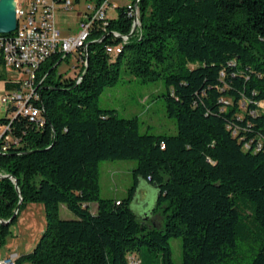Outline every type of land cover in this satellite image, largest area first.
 I'll use <instances>...</instances> for the list:
<instances>
[{"label": "trees", "instance_id": "obj_1", "mask_svg": "<svg viewBox=\"0 0 264 264\" xmlns=\"http://www.w3.org/2000/svg\"><path fill=\"white\" fill-rule=\"evenodd\" d=\"M139 8L136 32L127 6L105 30L94 27L75 52L76 77L57 74L70 54L43 64L44 127L16 119L24 139L0 156V168L19 189L1 179L0 219L22 199L18 214L28 202L44 203L47 225L15 264H130V255L176 264L174 237H182V264H264V0H140ZM108 45L121 51L110 55ZM123 67L143 82L163 79L177 134L141 133L136 117L100 107ZM6 77L0 71L7 90L19 87ZM131 159L128 197L103 198L100 163ZM140 178L158 190L161 227L132 208ZM62 204L76 218H62ZM18 214L0 223V245ZM243 246L248 254L239 258Z\"/></svg>", "mask_w": 264, "mask_h": 264}, {"label": "built area", "instance_id": "obj_2", "mask_svg": "<svg viewBox=\"0 0 264 264\" xmlns=\"http://www.w3.org/2000/svg\"><path fill=\"white\" fill-rule=\"evenodd\" d=\"M88 0L79 12V32L72 36H63L57 23L60 11H75L74 0H17L18 28L11 34H0V71L6 72L7 80L19 84V87L7 90L5 80L0 79V156L21 148L23 136L16 133L17 118L26 117L35 128H42L46 118L37 101L41 98L40 85L46 74L39 76L43 64L57 52L63 57L75 53L87 41L96 25L105 30L110 18L109 12H117L127 6L134 16L131 33L141 27L140 0ZM118 15V12H117ZM113 35L122 36L118 31ZM126 41L129 37L122 36ZM121 46L108 45L107 52L116 56ZM264 107V103L262 104ZM25 134V133H24ZM6 176L0 168V178ZM17 255H9L0 260V264H15ZM130 264H141L130 255Z\"/></svg>", "mask_w": 264, "mask_h": 264}, {"label": "rangeland", "instance_id": "obj_3", "mask_svg": "<svg viewBox=\"0 0 264 264\" xmlns=\"http://www.w3.org/2000/svg\"><path fill=\"white\" fill-rule=\"evenodd\" d=\"M88 0L76 2L74 9H84ZM123 2H126L124 0ZM74 12V13H76ZM110 15L117 18V12L111 11ZM58 18V26L66 33L76 35L79 32V20L75 16ZM76 53H71L68 60H63L57 69V74L63 73V77L74 78L81 70ZM166 85L163 79L155 82H143L140 78L131 74L124 67L121 69L120 79L114 86L107 87L100 96V107L114 109L119 116L124 118L136 117L141 133L154 135H175L178 132L176 119L170 117L166 110L164 93ZM137 160H105L100 163V186L103 198L124 199L128 197L129 190L135 184L134 169ZM0 178V182H1ZM158 190L154 185L140 178L137 191L132 202V208L136 214L149 225L161 227L164 214L163 208L157 206ZM98 204L92 203V211L97 210ZM62 218L73 219L76 215L61 205ZM47 225L46 208L44 203L28 202L19 212L16 220L9 225V232L4 242L0 245V260L6 258L12 251L25 254L34 249L40 240ZM173 249V258L176 264H182V237L170 239ZM248 254L246 246L239 250V258ZM23 264H34L27 261Z\"/></svg>", "mask_w": 264, "mask_h": 264}, {"label": "water", "instance_id": "obj_4", "mask_svg": "<svg viewBox=\"0 0 264 264\" xmlns=\"http://www.w3.org/2000/svg\"><path fill=\"white\" fill-rule=\"evenodd\" d=\"M18 28V16H17V0H0V34H11L16 31ZM9 177L12 179L16 188L18 187L17 179L10 176L4 175L1 178ZM22 203V199L20 200L13 216L8 220L0 219V223L8 224L12 221V219L18 214L20 204Z\"/></svg>", "mask_w": 264, "mask_h": 264}, {"label": "crops", "instance_id": "obj_5", "mask_svg": "<svg viewBox=\"0 0 264 264\" xmlns=\"http://www.w3.org/2000/svg\"><path fill=\"white\" fill-rule=\"evenodd\" d=\"M81 10H78L77 12H76V10L74 11V12H76V13H74V12H72V15H70V16H75L76 18H78V20H79V17H80V15H79V12H80ZM70 13H64L63 11H60L59 12V14H58V16H57V23H59L58 22V18L59 17H62V18H66V16H68ZM79 22V21H78ZM60 28V30H61V32H62V35L63 36H65V37H67V36H71L70 34H69V32L68 33H66V31L65 30H63V29H61V27H59ZM156 188V187H155ZM157 189V188H156ZM10 255H17V256H20V255H22V254H19L18 253V251H12L11 253H10ZM9 256V255H8Z\"/></svg>", "mask_w": 264, "mask_h": 264}]
</instances>
